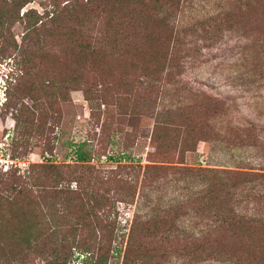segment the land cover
I'll list each match as a JSON object with an SVG mask.
<instances>
[{"label": "rangeland", "instance_id": "obj_1", "mask_svg": "<svg viewBox=\"0 0 264 264\" xmlns=\"http://www.w3.org/2000/svg\"><path fill=\"white\" fill-rule=\"evenodd\" d=\"M43 2L30 1L20 8L19 14L29 8L41 13ZM144 5L149 22L161 17L171 29L177 60L156 73L139 65L111 68L112 35L117 31L130 34L129 29L135 26L131 20L140 23L144 19L136 12L138 6ZM90 6L95 10L89 11L79 4L64 11L55 26L39 29L24 43L21 42L22 24L4 22L0 35V178L10 177L14 171L21 174L30 165L70 163L72 156L66 141L86 140L89 144L86 149L92 154L90 163L102 171L99 175L114 171L111 181L100 183L97 188L99 193L107 190L104 196L111 198L106 207L96 212L108 213L109 222L102 220L97 225L87 221L82 230L70 231L68 224L73 225L83 215L75 203L69 209V222L65 219L56 240L44 237L48 234L44 224L43 232L41 229L37 238L27 243L20 239L22 234L12 236L10 228L16 218L5 211L0 264H122V251L132 224L144 221L151 214L160 215L162 211H168V242L160 240L161 232L151 235L139 231L135 236L136 247L126 264H241L225 256L208 258L204 253L197 258L184 256L178 249L183 246L181 237L198 232L211 224L208 221L213 218L212 214L207 217L199 212L195 202H191L203 185V178L193 169L264 173V0H93ZM13 9V4L0 0L3 19ZM67 31L75 43L96 51L109 65L97 68L86 62H75L76 49L65 36ZM132 32V37L141 40L139 48L145 53L154 46L157 49L167 34L156 23L149 38L145 37L146 42L141 30ZM158 32L160 39L156 46L154 35ZM49 81L57 88L46 86ZM122 82L128 85L116 87ZM85 89L90 95L95 89L105 94L106 105L100 103L94 108L97 117L90 116ZM126 90L131 91L128 103L136 106L133 112L123 105L124 101L112 99L119 94L125 96ZM18 96L24 104L34 106L23 109L16 129L14 100ZM114 101L117 103L113 104ZM220 102L221 107L214 113L209 110ZM124 109H127L125 113H120ZM56 118L53 131L48 132L46 128ZM154 119L174 123L173 126L168 123L173 128L171 137L176 133L181 136L185 130L193 134L186 146L190 150H184L181 156V144L176 141L171 142L175 147L168 153L152 155L153 148L145 136ZM107 138L109 141L112 138L113 144ZM126 153L130 159L120 158L117 163L118 157ZM117 164H130L134 168H116ZM144 164L168 168L159 172L160 176L150 174L154 180L142 184L141 170L138 172L136 166ZM48 177L45 181L48 186L59 185L52 180V175ZM128 177L136 181L132 195L127 194V184L117 180ZM243 184L237 189L240 194L236 202L233 198L234 208L240 214L263 220L264 174ZM1 193L4 194L2 188ZM52 194L49 192V197H38L36 201L50 202L57 208L58 203L52 197L56 194ZM180 202L185 205L179 207ZM45 220L42 216L41 223ZM109 225L111 233L117 235V240L110 245L91 243L84 252L71 241L73 234L76 238H88L98 232L107 233ZM60 237L67 240L60 241ZM239 240L222 237L219 242L223 241L226 249L239 246ZM112 247L119 251L113 252ZM145 248L167 254L163 258L151 259L145 255L133 260ZM100 253L105 258L98 260ZM63 255L66 257L59 258Z\"/></svg>", "mask_w": 264, "mask_h": 264}, {"label": "trees", "instance_id": "obj_2", "mask_svg": "<svg viewBox=\"0 0 264 264\" xmlns=\"http://www.w3.org/2000/svg\"><path fill=\"white\" fill-rule=\"evenodd\" d=\"M6 1L7 4H13L14 9L11 13L7 12L5 19L2 17L3 14L0 15V35L4 22L18 21L19 24H22V43L26 42V39L29 40L31 35L39 29L47 27L50 29L52 25L55 26L64 11H70L75 6H79V4L86 7L89 11L95 10V7L90 6V3L92 4L93 0H67L65 3H61L62 0H43L44 2L41 3L43 8L41 13H36L34 9L29 8L25 11H21V14H19L20 8L33 0ZM136 12L143 16V21L138 23V21L132 19L131 22L132 24L134 23L135 26L129 29V32H131L130 34L117 31V33L111 37L109 45L111 49V68L139 65L142 69L149 68L151 69V73H156L159 69H164L168 65L170 66L174 64L177 60L175 49L173 48L174 36L164 19L160 17L157 18L158 21L153 19L149 22L148 18L150 16L146 11L145 5L142 7L138 6ZM71 16L77 18L75 17L76 14H72ZM155 23L160 31L161 28L163 30L165 28L167 32L166 36H163L164 39L159 43L157 49L154 46L152 49H149V52L145 53V51H140L141 48H139V45L141 44V40L132 37V31L134 29L141 30L144 33V42L145 40H148L145 39V37L149 38L151 29ZM71 28L74 29L73 27ZM120 33L122 35H120ZM64 34L67 36L69 42H71V47L76 49V51L73 52L75 62H86L92 67L98 66L97 68H100L103 65H109L108 62L102 60L101 57L96 54V51H90V48L87 46L82 45L81 43H75L76 41L72 39L70 31H67ZM159 34L160 33L158 32V35H154L156 46L160 39ZM56 35L57 33L55 36ZM77 48L79 50L81 49L82 53L77 50ZM46 84V86L52 89L57 88V85L53 81H49ZM127 85V83L122 82L120 85H116V87H126ZM101 86L102 85L100 84L99 87ZM95 90L96 92H92L91 95L88 92V89H85L84 91V99L89 103L91 117H94L95 115L94 108H98L100 103L103 104V106L107 103L104 97L105 94L102 90ZM130 92L131 91L126 90L125 96L120 97L122 95L119 94L112 96V99H117L118 102L124 101L123 105L130 107L129 112H133L135 111L136 106L128 103V95L131 94ZM19 98V96L15 97L14 100V103L17 105L15 108L17 117L13 118L14 127L16 129L20 126L19 117L21 116L23 109H29L34 106V104H24ZM117 101L112 103L115 104ZM221 105V102L219 105L215 103L209 107V110L214 113L221 107ZM125 110L127 109L120 111V113H125ZM137 113L138 112L136 111L135 115ZM129 116L134 117V114H130ZM140 116L141 115L138 117ZM95 117L97 116L95 115ZM133 119L135 118H131L130 120ZM57 120L58 118L49 123V127L46 128L48 132L53 131L52 127L56 125ZM168 123H171L172 126L174 125L173 122L154 119L150 132L148 134L146 133L145 138H149L148 145L153 148L151 154H160L161 152L168 153L170 148L175 147V145L172 146L171 142L176 143L177 141L181 144L179 153L182 156L184 150H190L188 149L189 147L186 146L193 134L185 130L181 136L176 133L171 137L170 130H173V128L170 129L169 127L171 126H169L170 124ZM204 138H208V136H205ZM107 140L109 141L108 138ZM109 142L113 144L112 138ZM66 145L69 147L72 156L70 163H63L61 165L55 163L30 165L21 174H16L14 171L10 173V177L0 178V188L4 191V194H0V236L4 228L2 221L6 214L5 211H8L11 215H15L16 218L15 223L12 222V227L10 228V230L13 229L12 236L14 237L22 234L20 239L25 240L27 243L37 238V235L40 233L44 224H46V231L48 232L44 237L49 240H56L58 231H60V228L65 225V219L68 220L67 217L70 213V207L76 204H78L83 211V215L79 217L80 219L77 222H74L73 225H71V223L68 224L70 231L75 232L76 230H82L87 221H92L97 225L98 223H101L102 220L106 223L109 222L108 213L96 212L101 208L103 209L106 207L111 201V198L104 196V194L108 192L107 190L99 193L97 188L100 183L110 182L111 174L114 171H107L108 174L105 176L99 175L102 171L95 168V166L90 163L92 154L86 149L89 145L86 140L75 142L66 141ZM123 152V150L120 151V153L124 154ZM120 158H126L127 160L130 159L128 153H126L125 155L118 157L117 163L120 161ZM108 159L111 160V157H108ZM122 167H128L129 169L134 168V166H131L130 164L129 166L121 164L116 165V168ZM136 167H138V172L141 170L142 184H147L154 180H151L150 174H155L152 177L160 176L159 172L168 168L154 164L137 165ZM193 170L197 175L199 174L203 178V185L202 188L196 192L194 201L191 202H195V207L199 212H204L207 217L209 214H212L213 218L208 221L211 222V224L198 229V232L195 233L191 229L192 232L186 233L185 236L181 237L183 246L178 249V252L182 255L184 254V256H192L193 258H197L200 254L204 253L209 256L208 258L225 256L230 258V260L234 259L241 264H264V218L263 220H260L257 217L248 214H240L236 211L234 208L235 205H233L232 202L234 197L236 202L240 194L237 189L241 184L244 185L243 183L252 182L264 173L241 169L214 170L210 168H196ZM48 175H52L54 178L52 180L59 185L55 187L48 186V184L45 183V181L49 179ZM117 180L123 182V184H127L126 189L129 191L127 194L132 195L134 186L136 185L135 179L128 177V179L117 178ZM49 192L53 193L52 195L56 194V196H51L53 197V202L58 203L57 208L50 202L42 203L36 201L38 197L41 199L49 197ZM182 203L183 202H180L178 206L185 205ZM56 212H59V214L53 216ZM167 212L162 211V214L160 215H146L147 217L144 221H139L137 223L134 222L132 224L127 233L126 242L122 251V264H126L132 256L133 250L136 247L134 244L136 243L135 236L139 231L147 232L151 235L161 232L162 234L159 236L160 240H166V242H168L170 232L167 227V224L169 223L166 214ZM42 216H44L46 220L41 223ZM54 219L56 222L53 221ZM176 236H178V234H176ZM222 237L236 238L238 240L239 238H244V240H239V246H229L225 249L222 246L223 241L219 242ZM71 238L72 243L75 242L76 245L83 248L82 250L86 252L91 243L110 245V242L117 240V235L111 233V226L109 225L107 233L98 232L97 235L94 234L88 238H76L73 234ZM49 240H47V242ZM59 240L66 241L67 239L65 237H60ZM215 245L217 248H213ZM111 250L113 252L119 251L115 249V247H112ZM166 254L156 253L152 248H145L144 253L142 255L141 253L136 255L133 260H138L145 255L151 259L154 257L163 258ZM99 255L98 260L105 258L103 253H100ZM65 257L66 256L63 255L59 258L63 259Z\"/></svg>", "mask_w": 264, "mask_h": 264}]
</instances>
